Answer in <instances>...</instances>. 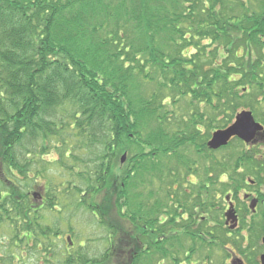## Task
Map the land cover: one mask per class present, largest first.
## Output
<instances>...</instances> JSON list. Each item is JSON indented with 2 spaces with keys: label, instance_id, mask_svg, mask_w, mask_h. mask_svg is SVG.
I'll list each match as a JSON object with an SVG mask.
<instances>
[{
  "label": "trees",
  "instance_id": "trees-1",
  "mask_svg": "<svg viewBox=\"0 0 264 264\" xmlns=\"http://www.w3.org/2000/svg\"><path fill=\"white\" fill-rule=\"evenodd\" d=\"M247 1L251 3L0 0V176L8 177L15 169L17 181L24 182L27 169L32 166V154H44L53 146L57 163L63 168L71 171L86 164L81 180L101 184L106 182V176L113 175L112 162L129 151L132 165L117 192L122 197L140 171H154L155 150H142L152 146L153 133L148 132L150 139L146 140L142 133L149 131L146 125L152 117L154 121L159 119L160 108L153 101L162 90L190 97L191 102H204L211 114L207 127L212 130L223 129L232 122L239 101L247 103L242 108L249 109L255 118L259 116V106L264 103V0H254L260 4L255 10L246 9L236 16L231 9L236 5L244 8ZM133 33L150 42L138 46L132 40ZM160 35L168 43L155 45L154 39ZM200 40L208 43L201 46ZM212 44L213 51L209 49ZM170 47L175 53L188 48L194 52L189 58L169 55ZM157 70L164 77L158 86L160 92L150 100L137 99L132 81L139 75L144 81L153 80L150 75ZM162 98L163 101L165 97ZM221 114L225 118L222 124L218 121ZM211 117L217 119L213 121ZM199 119L205 120L204 114ZM195 132L185 140L195 138ZM53 140L57 142L51 144ZM128 145L130 149L126 148ZM258 154L241 153L223 170L237 173L244 168L243 172L251 173L256 183L264 186V153ZM220 167L219 163L216 168ZM159 168L158 173L162 174L163 169ZM239 181H243L242 175ZM224 185L225 191L230 189V185ZM26 187L16 182V187L11 188L0 180V193L6 191L8 198L24 199ZM240 188L237 183V192ZM96 191L94 187L86 188L87 193ZM81 199L85 203L86 197ZM123 201L116 200L119 213L127 204ZM150 213L142 215V230L146 238L149 233V239L155 238V233L148 228H154L157 221L148 219L153 214ZM17 214L22 215L19 210ZM135 216L139 217L133 212L122 214L121 220L126 217L125 221L135 225ZM255 218L247 231L251 238L264 237V225L258 229ZM170 222L175 223V219ZM112 229L115 234L120 228L113 223ZM174 233L177 232L166 234ZM181 233L185 235L178 242L189 238L193 244L183 248L184 243L190 242L186 240L181 247L177 242L173 248L180 251L199 247L200 236L211 239L213 235L203 230ZM241 245L232 243L235 248ZM240 250L244 254L242 247Z\"/></svg>",
  "mask_w": 264,
  "mask_h": 264
},
{
  "label": "rangeland",
  "instance_id": "rangeland-1",
  "mask_svg": "<svg viewBox=\"0 0 264 264\" xmlns=\"http://www.w3.org/2000/svg\"><path fill=\"white\" fill-rule=\"evenodd\" d=\"M186 5L188 7L190 4L187 3ZM259 5L260 4L257 2L255 4L254 0H251V3L247 1V4L244 8L236 5L231 10L235 12L236 16H239L242 15L243 11L246 9L250 11L255 10ZM136 35L134 33L132 34V40L138 46H144L150 42L145 38V36L136 37ZM168 41L169 40H166L164 37H162V35H160V37L158 36L156 39H154L153 43L159 46L164 45V43H168ZM207 43L208 40L199 41L201 46ZM214 48L215 47L213 45L212 48L209 49L213 51ZM168 49L169 50L167 53L169 52V55L176 54V56L180 55V57H183L181 56V54H183L187 58H189L190 54L194 52V50H189L190 48H188L186 51L183 50L180 53H175V50L171 47ZM240 53L242 54V51ZM134 66L136 65L134 64ZM150 77L153 80L144 81V79L139 75L138 78L135 77V79L132 81L133 89L137 94V99L142 98L145 100H150L154 94H158L160 92L159 84L164 80L163 75L157 70L156 72L154 71ZM159 95L160 96L156 95V99L153 101L154 103L156 102V108H160L157 112V117L159 119L154 121L155 119L152 117L151 120L148 121V125H146V128L149 131L142 133L143 139L145 140L150 139L147 138L148 132L153 133V137L150 141L152 146L143 147L142 150H144V152L155 150L157 157L153 160L155 165L154 171H140L137 178L133 177L132 180L130 179L132 183H129L125 193L122 195V197H120L119 194L117 195V192L121 186V179L123 176H125L126 170L132 165V163L129 161V157L131 156L129 151L122 152L119 154L118 158L112 162L113 175L106 176V182L101 183V187L98 189L95 199H97L99 203L103 205L105 204L106 207L111 210V215L113 218L112 222L120 228L117 229L118 231L127 230L143 232L142 228H144L143 225L145 224V221L142 219V215H148L151 214L150 212H153V214L148 219L157 220L156 225L152 229L148 228V230L152 231L153 233L154 231H159L161 233L164 232V234L159 235V239L157 241L160 243L154 245V236L149 239V233L147 234V238L144 236L145 234L142 233L143 236H141V248H143L144 251L142 250V254L136 261L137 264H224L225 262L226 264H232L234 257L233 255H230V252L226 250V248L235 250V252L241 256L242 259L244 258L248 264H254V260L256 263H258L257 258L263 247L261 245L262 237L251 238L249 235V239H246L247 234L249 233L247 230H250L251 228L248 226L251 225L252 220L249 210L241 201H243V198H247L245 196L246 194H252L250 199H254L256 197L262 198L259 199L260 204L258 206V213L254 220V223L259 229L264 225V219H262L264 212V186L258 185L256 183L257 181L255 180L256 177H254V175L249 172H243L244 168L242 171L239 170L237 173H233L229 170H223V167L224 165H232L241 153H264V141L260 140L259 142L255 143L256 146L254 148H250L238 142L237 140H233L230 144H228V146L219 150L215 154L206 152L201 154L200 152H197V149L203 144L204 141L208 140V137L212 131V129L207 127L208 118L211 115L209 114V108L202 101L191 102L190 97H181L177 93L171 92L169 89L162 90ZM162 97H165V102H163L164 100H161L163 99ZM248 99L251 101L249 96ZM245 105H247V103L244 101L238 102V108L231 117L232 121L236 113L247 109L242 108ZM259 108V116H257L256 119L258 122H261V120L264 121V103H262ZM200 113L204 114L206 117L202 124L200 123L201 121L199 123L196 121V119L200 120L198 117L201 115ZM216 119V117H211V120L213 121ZM224 119L225 118L222 114L218 117V121L221 124ZM193 124L200 125L195 127ZM197 129L200 130V133L195 132ZM193 132L196 134L195 138H192L188 141L185 140ZM207 134H209V136H207ZM55 142L57 141L53 140L51 144H54ZM52 147L53 146H51V149L47 150L44 154H40L39 152L37 154H32L31 157L33 158V161L31 170L35 171V169H38L42 174L44 173L41 182H46V179H50L51 183H61L64 181L66 183L69 182L78 185V189L81 191L86 189V184L88 183H85L81 180V171H84V169L87 170V168H84L87 167V165L82 164V167H78V178H74L69 172L66 171L60 179V177L56 175V171L62 166L61 164L57 163L59 160L57 159L58 154ZM126 148L130 149L131 146L128 145ZM124 154H126L125 161L120 163V159ZM88 158L86 159L84 157L83 161L87 162ZM219 163L222 165V167L218 169L216 167H218ZM204 164L207 168L203 169ZM160 166L163 169L162 174L158 173ZM212 168L214 169V172H212ZM88 170L91 172V168H88ZM89 171H87V174L90 173ZM220 172H222L223 176H221V178L219 177L221 175ZM241 175L243 176V181L240 182L239 178H241ZM85 177L86 176H84V178ZM219 178L222 180V183L219 182ZM17 179L16 182L19 184V186L26 185V180L22 182V180L17 181ZM189 180L193 183H196L197 186H189L187 182ZM249 181L254 182V184L249 183ZM92 183H94L93 180ZM237 183L241 184V188L238 192L236 190ZM224 184L230 185V189L225 191ZM26 186L27 189L30 185ZM205 186H207L208 189H204ZM258 195H261V197ZM230 198L240 212V222L235 233H230L227 228L222 230V222H220L219 219L222 212H226L228 210V202ZM86 199L88 200L87 197ZM116 200H124L123 202H127V204L121 208L120 213L119 208H117ZM201 200L204 201L202 205L200 204ZM261 200H263V202H261ZM102 207L104 208L105 206ZM83 208L84 207L81 206V209L77 211L80 213L76 215L74 220L73 217H67L75 226L78 227V224L80 225L81 238H83L85 235H89V233H91L90 230H93L95 227L89 226V224L93 223L91 217L88 215L90 214V209L86 207L85 210ZM132 212L135 215H139L138 218L135 216L136 218L134 219L135 225L137 227H131V224L128 223V229H126V217L121 220V215H130ZM200 216H202L205 220L200 219ZM138 219L139 221H137ZM171 219H175V223L171 224ZM129 222L131 223L132 221ZM157 223L162 224L158 226ZM254 223L253 227H255ZM200 230L208 231L213 234L211 239L206 238L208 250H195L193 252L191 251V253L187 255L183 252L181 253V251H176L178 248H173V245L176 246L177 242L185 235L181 232H197ZM220 230L222 232H220ZM168 231L177 233L168 235L166 234ZM253 234L256 233L253 231ZM186 240H188L190 243L185 244L184 242H186ZM186 240L183 238L181 243L178 242L180 243L179 247H181L182 243H184L182 245L183 248L184 245L189 247L191 244H193L189 238ZM203 240L204 239H202L200 236L197 241L202 242ZM197 241L195 243H197ZM234 241L239 242L242 244L241 247L246 248L244 254L246 253L250 258H248L246 254L243 256V254L240 252L241 247L235 248L232 246ZM118 248L120 250L123 248V246L118 244L116 249ZM119 250H116L117 253ZM174 251L175 253H173ZM170 253L175 255L174 259L171 257ZM118 257L120 261L121 254L118 255Z\"/></svg>",
  "mask_w": 264,
  "mask_h": 264
},
{
  "label": "flooded vegetation",
  "instance_id": "flooded-vegetation-1",
  "mask_svg": "<svg viewBox=\"0 0 264 264\" xmlns=\"http://www.w3.org/2000/svg\"><path fill=\"white\" fill-rule=\"evenodd\" d=\"M196 121L199 123L201 120L196 119ZM256 121L258 122V120ZM203 122L204 120L200 123L202 124ZM258 123L264 129V122L261 121ZM199 125L200 124H195L194 126L198 127ZM223 129H213L208 140L203 142L197 149V152L201 154L204 152L215 154L223 149L220 148L214 151L207 147V142L210 140L212 133ZM196 131L200 133L199 129ZM260 140L264 141V133L258 134L255 138V142L248 145V147L254 148L256 146L255 143ZM204 168H207L205 164L203 169ZM78 170L77 168H72L71 171H68L60 167L57 169L56 175L61 179L67 171L74 178H78ZM15 172V169L11 170L8 177L0 176V180L11 188L16 187ZM43 174L38 169H35V171L31 170V167L27 169L26 185L30 186L26 189V197L24 199L8 198L7 196H9V193L6 191L0 193V196H6V198L0 197V264H134V262L138 260L143 250V248H141V236H143V232L119 230L114 234L112 229L113 218L111 210L107 208L105 204L103 205L95 199V195L98 191L87 193L86 189H84V191L80 193L78 185L74 183H66L64 181L61 183H51L50 179H46L48 182H41ZM220 174L219 177L221 178L222 173ZM220 178L219 182L222 183ZM187 182L191 187L197 186L196 183L190 180ZM251 183L254 184V182ZM89 187H94L97 190L101 187V184H86V188ZM204 189H208V187L205 186ZM245 196L247 198H243L241 202L249 210L252 220L254 216H257L258 206L260 204L259 199L262 198L256 197L250 199L252 194H246ZM258 196L261 197V195ZM82 197H87L88 200L86 199L84 203V200L81 199ZM202 200L200 202L201 205L204 202ZM82 202L84 204H82ZM252 202H254L253 208H251ZM261 202H263V200H261ZM18 204L23 205V207L18 208ZM230 205L234 208L235 214L237 215V228L231 231V233H235L240 222V212L231 201V198L228 202V207ZM81 206H83L85 210L86 207L90 209V214L88 215L91 217L94 224H89V226H95L93 230H90L91 233L85 235L83 238H81L80 235V225L78 224V227L75 226L71 220L67 218L73 217L74 220L76 215L80 213L77 211L81 209ZM102 206L105 207L103 208ZM18 210L22 215L17 214ZM200 219L204 218L200 216ZM219 219L220 222H222V230L230 228V223L226 224L224 211ZM128 223L130 224V222H126V229H128ZM131 227L136 228L137 226L131 224ZM220 232L222 231L220 230ZM154 233L155 240L153 244L157 245L160 243L157 241L159 235H163L164 232L154 231ZM247 237H249V233ZM206 238L207 237L204 238L199 247L191 250L185 249V252L183 249L181 253L183 252L188 255L191 251L193 252L200 249L208 250ZM263 240L264 237L262 236L261 245L263 247L257 258L258 263L254 260V264H261L260 257L264 255ZM118 244L122 245L123 248L120 250L119 248L116 249ZM116 250H119L118 253ZM226 250L234 257L232 264H248L244 258L242 259V257L235 252V250H231L230 248H226ZM242 250L245 252L246 248L242 247ZM173 253H175V251ZM120 254L121 259L119 261L118 255ZM245 254H243V256ZM170 255L174 259L175 255L171 253ZM247 257L250 258L248 255ZM224 264H226V262Z\"/></svg>",
  "mask_w": 264,
  "mask_h": 264
},
{
  "label": "water",
  "instance_id": "water-1",
  "mask_svg": "<svg viewBox=\"0 0 264 264\" xmlns=\"http://www.w3.org/2000/svg\"><path fill=\"white\" fill-rule=\"evenodd\" d=\"M264 133L263 127L257 123L250 111H241L235 116L234 122L223 130H217L212 133L210 140L207 142V147L210 150H218L225 147L231 139L237 138L246 145L253 144L258 134ZM126 154L121 157L120 162L125 161ZM254 202L251 203L253 208ZM226 224L230 223V229L236 227L237 219L232 207L225 213ZM264 243V240H263ZM261 264H264V255L260 257Z\"/></svg>",
  "mask_w": 264,
  "mask_h": 264
}]
</instances>
